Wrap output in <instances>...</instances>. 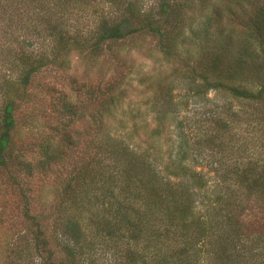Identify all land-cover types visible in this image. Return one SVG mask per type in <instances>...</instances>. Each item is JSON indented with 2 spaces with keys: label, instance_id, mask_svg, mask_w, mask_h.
I'll return each mask as SVG.
<instances>
[{
  "label": "trees",
  "instance_id": "1",
  "mask_svg": "<svg viewBox=\"0 0 264 264\" xmlns=\"http://www.w3.org/2000/svg\"><path fill=\"white\" fill-rule=\"evenodd\" d=\"M25 1L24 5L21 0H0L1 15L10 24L6 26L10 37L14 38L11 29L19 14L15 13L19 8L17 4H22L25 13L28 8L34 14L42 13L38 15L39 23L47 24L44 31L47 36L56 38L58 49L67 46L68 50V46L69 49L73 46L98 52L106 43L149 36L163 58L174 64L171 77L182 74L194 96L221 91L262 105V109L253 110L246 117L254 123L251 126L255 136L251 139L253 149L238 147L240 153L237 155L234 151L233 160H227L223 154L234 149L230 146L232 124L245 120L244 113L239 111H228L226 117L213 114L209 117V126L197 125L196 147L182 140L176 154H168L163 161L164 175L155 164L158 157L138 156L128 147L117 144L115 139L98 143L91 174L90 168H81L89 178L75 177L81 180L78 192H74L71 184L62 192L66 203L61 210L65 219L60 223L61 237L66 240L63 255L55 258L43 233L37 232L38 257L43 256L45 264H94L92 260L77 259L79 251L89 247L87 236L93 235L107 237L110 264H264V233L249 235L241 220L248 201L258 203L264 213V0H254L248 15L242 9L240 15L233 11L234 17L244 20L237 27L224 21L221 7L209 8L210 0H153L143 11L130 1L116 2L117 8L115 2L105 0L115 5L117 12L102 8L88 13L83 8L92 22L95 20L93 27L86 29L85 37L77 31L74 35L69 33L64 30L65 26L60 29L66 0ZM244 1L234 0L233 7L244 8ZM90 3L92 1L85 3L88 9L94 5ZM21 26L27 30L26 26ZM36 29H33L35 33ZM57 54L21 53L17 64L12 65L20 71L15 83L6 78L5 84L15 85L13 90L7 87L2 92L6 101L0 115V169H5L9 161L15 129V101L12 99L15 89L27 88L31 77L54 63ZM165 98L163 103L154 105L159 120L151 133L155 136H160L166 114L177 111L171 96ZM107 106L109 108V102ZM66 110L70 112L72 108L66 107ZM239 115L242 118H238ZM176 124L179 127L181 121ZM224 135L228 137L226 141L222 140ZM211 148L216 149L218 157L210 153L208 164L206 157L201 158V151ZM256 152L258 156L251 158ZM192 153L196 160L189 159ZM49 160L55 161L53 157ZM204 165L209 167L205 169ZM208 172L217 180L212 191H209ZM239 190L245 198L237 195ZM200 198L204 203H199ZM97 199L102 206L106 201L104 214L90 215L93 217L84 221L80 219L83 212L96 208ZM241 199L248 203L242 204ZM200 205L203 208H199ZM24 210L33 220L27 206ZM88 225L93 234L86 235L84 230Z\"/></svg>",
  "mask_w": 264,
  "mask_h": 264
},
{
  "label": "rangeland",
  "instance_id": "2",
  "mask_svg": "<svg viewBox=\"0 0 264 264\" xmlns=\"http://www.w3.org/2000/svg\"><path fill=\"white\" fill-rule=\"evenodd\" d=\"M66 1L60 29L65 26L64 30L69 33L74 35L77 31L81 37H85L86 29L95 23L88 16L90 10L100 11L103 8L117 12L116 2L130 1L143 11L150 7L153 0H110L115 5L105 0ZM90 1L94 5L88 9L90 7L85 3ZM233 1L210 0L209 8L221 7L225 13L224 21L237 27L244 20H238L232 12L240 15L242 9L248 15V8L254 0H245L244 8L233 7ZM21 2L26 3L25 0ZM116 6L119 8V4ZM16 7L19 8L15 9V13L19 14L11 29L14 38L7 35L6 26L10 24L0 12V115L6 101L2 92L7 87L13 90L15 86L5 84L6 78L15 83L19 75L20 70L12 67L17 64L19 54L32 52L34 55L45 51L46 55L58 52V56L54 63L31 77L27 88L23 90L17 87L12 98L15 101V129L8 165L0 169V264H45L43 256L38 257L37 232L43 233V238L49 243L48 249L55 258L63 255L62 247L66 240L61 237L60 223L65 219L61 210L66 203L62 192L70 184L74 192H78L77 186L81 180H75V177L89 178L81 168H90L91 174L98 154L95 147L98 143L115 139L117 144L128 147L138 156L158 157L155 164L164 175L163 161L167 160L168 154H176L182 140L196 147L194 142L199 136L195 134L197 125L209 126V117L213 114L226 117L228 111H239L244 113L245 120L232 124L230 146L234 149L225 151L223 155L227 160H233L234 151L237 155L240 153L238 147L253 149L251 139L255 136L251 126L254 123L246 117L253 110L262 109V105L233 98L221 91H209L202 97L194 96L182 74L171 77L174 64L163 58L151 37L133 36L119 43H106L98 52H92L89 48L82 51L73 46L70 49L68 46V50L67 46L58 49L56 38L47 36L44 31L47 24L39 23L38 15L42 13L34 14L29 8H25L28 11L25 13L22 4ZM21 25L26 26L27 30ZM169 95L177 111L166 114V122H161L164 126L161 124L160 136H155L151 133L159 120L154 105L163 103ZM66 107L72 110L68 112ZM238 118L242 117L239 115ZM177 121H181L179 127ZM227 139L225 135L222 137V140ZM210 153L218 157L215 148L201 151V158L206 157L208 164ZM257 156L258 152L252 153L251 158ZM52 157L55 161L49 160ZM188 157L196 160L194 153ZM190 160H187L188 165ZM208 177L209 191H212L217 180H214L212 172H208ZM174 181L177 182V179ZM93 193L98 194L97 191ZM237 195L245 198L241 190ZM241 200L242 204L250 202L241 217L244 227L248 229L246 231L249 235L264 233L261 207L254 201ZM97 201L96 208L89 209V213L83 212L80 219L84 221L93 217L90 215L104 214L106 201L103 206L100 199ZM199 203H204L202 198ZM25 206L33 220L24 214ZM84 231L86 235L93 234L91 225ZM86 242L89 247L79 251V261L84 259L92 260L94 264H110L107 237L90 235Z\"/></svg>",
  "mask_w": 264,
  "mask_h": 264
}]
</instances>
